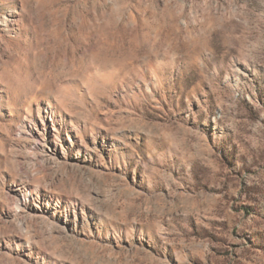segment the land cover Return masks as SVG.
Instances as JSON below:
<instances>
[{"label":"rangeland","instance_id":"1","mask_svg":"<svg viewBox=\"0 0 264 264\" xmlns=\"http://www.w3.org/2000/svg\"><path fill=\"white\" fill-rule=\"evenodd\" d=\"M0 264H264V0H0Z\"/></svg>","mask_w":264,"mask_h":264}]
</instances>
